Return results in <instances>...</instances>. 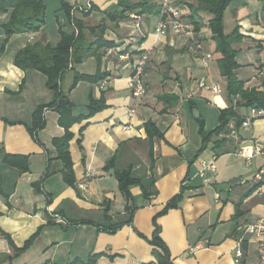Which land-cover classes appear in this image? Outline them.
I'll list each match as a JSON object with an SVG mask.
<instances>
[{"label":"crops","instance_id":"crops-1","mask_svg":"<svg viewBox=\"0 0 264 264\" xmlns=\"http://www.w3.org/2000/svg\"><path fill=\"white\" fill-rule=\"evenodd\" d=\"M65 1L73 7L92 3L96 10L86 18L91 23L102 20L103 11L117 2ZM262 2V6L256 5V10L244 17H240L245 13L243 9L236 6L232 9L238 18L239 31L247 35L234 45L238 55L248 53V60H239L243 66L238 73L243 79L251 78L249 83L264 62ZM60 4L61 0L54 12L53 27H49L47 18L43 27L52 45L60 38V26L70 29ZM7 19L8 14H0V26ZM141 21L142 34L133 31L130 18L118 24L108 22L106 36L117 43V51H123L126 58H121V53L101 54L99 60L91 56L72 65L61 81L64 92L75 104L76 115L88 112L91 96L100 99L104 94L108 105L71 127L74 136L69 151L77 179L74 186L64 181L60 171L45 176L48 156L55 152L53 139L65 133L57 111L44 110L45 125L38 130L37 138L29 130L37 107L55 98L46 84V76L14 64L15 55L38 41L41 33H16L6 43L0 54V144L3 153L27 155L29 169L22 172L5 164L0 156V228L19 248L42 228L31 246L19 254L0 235V264H67L74 258L86 260L96 253H103L97 264H157L147 238L153 234L154 217L178 194H182L178 206L156 220L175 262L240 264L235 257L237 224L264 217V185L260 190H252L256 175L264 168V155L247 161L239 149L257 144L264 148V116L256 118L250 127L241 126L231 136L229 152L216 156L213 142L199 151L202 139L197 119L202 117L205 129L213 130L219 125L220 109L229 104L224 93L226 80L219 73L216 56L213 54L205 67L181 33L172 29L164 34L156 32L158 16L143 17ZM142 36L144 40L140 42ZM201 37L203 50L212 52L211 32L203 28ZM3 39L0 27V44ZM256 40H262V45L256 47ZM139 51H150L144 72L147 93L134 98L128 83L132 65L142 55ZM74 71L83 74L101 71L108 75L97 84L80 81L70 90ZM200 79L219 84L222 92L199 87ZM192 91L195 95L188 98ZM165 94L178 99H161ZM194 110L199 112L198 117ZM148 120L157 124L164 134L162 138L155 137L152 141L148 138L145 129ZM150 152L155 161L152 169ZM112 159L116 168H131L135 177L143 179L148 191L155 192L146 197L139 184L130 186L137 207L131 223H127V200L114 169L105 168ZM211 160H215L216 172L201 176L202 162ZM237 205L239 218L235 217ZM107 207L109 219L105 214ZM121 222L124 224L116 232L105 230L109 224ZM198 244H203V248L192 251ZM242 249L240 259L244 264H262L254 238L247 237V246Z\"/></svg>","mask_w":264,"mask_h":264},{"label":"trees","instance_id":"trees-1","mask_svg":"<svg viewBox=\"0 0 264 264\" xmlns=\"http://www.w3.org/2000/svg\"><path fill=\"white\" fill-rule=\"evenodd\" d=\"M230 3L231 0H171L172 6L186 10L183 17L189 24L193 25L196 37L203 49L204 40L201 37V31L203 28H207L211 32V40L215 43L216 64L220 75L226 80L224 93L229 104L228 107L220 109L219 125L215 129L207 131L204 119L202 117L197 119L199 134L202 139L199 151H203L210 142H213L216 156L231 150V143H233L231 138L232 131L238 132L252 108L264 110V62L257 67V73L253 77L254 81L252 83H249L252 80L251 78L243 79L239 76V69L243 65L237 59L238 50L234 44L243 41L247 35L239 31L240 26L238 24L230 33L225 31V11ZM94 10H96V7L92 3H90L89 8L85 9L82 6H70L65 0H61L60 11L64 14L67 21L66 24H68L70 29L64 30L60 26V38L55 45H52L47 41L46 33L43 31L44 24L46 23V0H0V14H8V19L0 26L4 34V39L0 44V54L4 51L5 45L12 35L20 32L41 33L38 41L36 40V42L26 45L15 55L14 64L23 70L34 69L43 73L46 76L48 88L55 95L53 101L39 105L34 111L29 130L33 137L37 138L38 130L45 125L44 110L53 108L57 111L59 114V124L64 128L65 133L63 136L53 139L55 152L54 155L49 154L48 156L45 176L60 171L64 181L71 186H74L77 182L72 165L71 152L69 151L71 140L74 136L71 127L76 123L91 118L108 105L106 104L104 94H102L100 99H95L91 96L87 107L88 112L76 115L75 104L64 92L61 81L66 72L72 68V65L80 64L91 56H95L99 60L101 54L103 56L108 55L107 50L109 48L116 49L117 43L106 36L109 28L108 22L118 24L120 21L129 19L131 14L137 15L141 19L150 16H158L159 18L162 12V1L117 0L113 6L103 11L105 17L102 20L91 23L86 18ZM75 11L79 12L80 15H76ZM260 22L264 24V7ZM143 40L144 36L141 37L140 42ZM262 43V40H256V47H259ZM115 53L124 54L123 51L118 52L117 49ZM138 53L143 54V51H139ZM107 75V73L101 71H97L95 74H83L74 71L70 90L80 81L97 84L103 81ZM161 99L176 100L178 98L174 95L165 94L161 96ZM191 108L194 109V104H191ZM241 109H245L247 111L246 114H242ZM145 129L151 141L155 137L162 138L164 136L153 120H148L145 123ZM0 156L5 164L15 167L22 172L29 169V157L27 155L3 153L1 144ZM114 162V159L110 160L105 168L108 170L113 167L114 169L120 190L127 200L126 212L129 217L127 223H131L137 207L133 203V196L131 191H129L130 186L139 184L146 197L151 196L155 192L150 193L145 187L143 179L135 177L131 168L118 169ZM154 162L153 154L150 152L151 169ZM1 179L2 175L0 172V181ZM259 186L260 183H256L252 190H256ZM181 198L182 194L174 196L166 204L165 208L154 217L155 228L152 236L147 238V241L153 247V256L157 264H177L172 257L169 247L160 236V227L156 220L158 216L166 213L169 209L177 207ZM108 213L109 209L107 207L105 210L107 219L110 218ZM240 216V207L237 205L235 217L239 218ZM123 224L122 222L109 224L105 227V230L114 233ZM41 228L21 248L14 244L11 236L2 228H0V235L6 238L11 248L19 254L31 246ZM237 228L238 224L235 228L236 233H238ZM239 235L238 233V237ZM247 237L243 239V248L247 246ZM102 255L103 253L91 254L86 260L74 258L67 264H97L96 262H98V259ZM238 261L240 264H244V261L241 259Z\"/></svg>","mask_w":264,"mask_h":264},{"label":"built area","instance_id":"built-area-1","mask_svg":"<svg viewBox=\"0 0 264 264\" xmlns=\"http://www.w3.org/2000/svg\"><path fill=\"white\" fill-rule=\"evenodd\" d=\"M162 1V12L158 18L156 32L159 34H164L170 29L175 30L181 33L184 37H186L189 44V48L191 52L200 57L203 66L208 67L210 60L213 58L212 52H206L203 50L201 43L198 41L196 37V33L194 31L193 25L189 24L187 20L183 17L186 13L185 9L178 8L177 6L171 5V0H161ZM83 8L87 9L90 7V3ZM142 19L135 14H131L130 21L132 23V29L135 33L142 34ZM116 49L109 48L107 50L108 54L115 53ZM150 56V51H145L132 65V76L129 77V88L131 90V94L134 98H142L147 93V88L144 81V72L147 61ZM121 58H126V54H121ZM198 85L201 88L209 89L214 93H221L222 88L219 84L208 81L207 79H200L198 81ZM195 95V91L189 93L188 98H191ZM264 115V110H258L252 108L249 112V115L242 123V127H250L253 124V121ZM236 131H232V135H235ZM239 154L242 155L250 161L254 156L264 155V148L261 145L254 146H242L239 149ZM208 172L214 173L216 172V164L215 160L204 161L201 164V168L199 170V174L201 176H205ZM240 182H244L241 180ZM255 183H260V186L257 190L264 185V168L259 171V173L255 177ZM83 188L84 185H81ZM239 239L237 242V249L235 252V257L239 260L243 257V249L242 242L244 237L248 236L250 238H254L258 245V253L259 260L262 264H264V217H260L255 222L252 223H241L238 228ZM203 244L196 245L192 251L203 248Z\"/></svg>","mask_w":264,"mask_h":264},{"label":"rangeland","instance_id":"rangeland-1","mask_svg":"<svg viewBox=\"0 0 264 264\" xmlns=\"http://www.w3.org/2000/svg\"><path fill=\"white\" fill-rule=\"evenodd\" d=\"M60 0H46V18L47 23L49 27H53V24L55 23L54 18V12L57 9V6H59ZM256 5H263V2L260 0H254V1H243V0H232L230 5L225 11V31L227 33H230L234 27L237 25V17H234L232 9L234 6L243 9L245 13H241L240 17H244L245 15H250L251 12H254L256 10ZM245 14V15H244ZM264 25V24H263ZM212 52L215 54V44H212ZM245 58V60H248V53L243 51L238 55V60L242 61ZM221 84H224V81L220 80Z\"/></svg>","mask_w":264,"mask_h":264},{"label":"water","instance_id":"water-1","mask_svg":"<svg viewBox=\"0 0 264 264\" xmlns=\"http://www.w3.org/2000/svg\"><path fill=\"white\" fill-rule=\"evenodd\" d=\"M195 117L199 116V112L197 110H194Z\"/></svg>","mask_w":264,"mask_h":264}]
</instances>
